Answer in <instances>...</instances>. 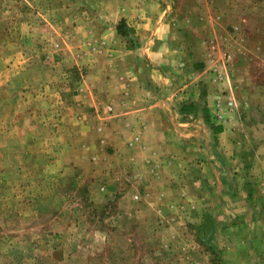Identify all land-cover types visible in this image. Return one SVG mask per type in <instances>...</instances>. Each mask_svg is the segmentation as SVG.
I'll return each mask as SVG.
<instances>
[{"label":"rangeland","instance_id":"374dc122","mask_svg":"<svg viewBox=\"0 0 264 264\" xmlns=\"http://www.w3.org/2000/svg\"><path fill=\"white\" fill-rule=\"evenodd\" d=\"M53 1L0 0V264H264V189L250 191L264 171L254 158L259 146L264 154V0L161 2L185 63L174 83L188 93L180 103L223 123L236 179L225 193L172 198L174 209L166 195L130 191L134 177L104 192L109 178L85 176L93 163L83 162L82 177L71 172L78 146L57 140L71 100L46 91L78 82L83 70L29 65L10 36L39 27ZM38 51L30 54L39 60Z\"/></svg>","mask_w":264,"mask_h":264},{"label":"crops","instance_id":"0c3cea01","mask_svg":"<svg viewBox=\"0 0 264 264\" xmlns=\"http://www.w3.org/2000/svg\"><path fill=\"white\" fill-rule=\"evenodd\" d=\"M162 1L54 0L39 27L29 22L10 36L18 43L15 49L24 53L22 60L31 61L29 65L53 60L65 72L83 70L78 82L57 90L52 85L46 91L62 103L65 96L71 100L57 136L63 148L78 146L76 154L70 155L75 160L68 161L71 172L82 177L83 162L93 163L85 176L98 172L109 178L104 192L122 182V177H134L132 185L126 183L130 191H142L152 199L166 195L174 209L172 198L178 203L189 193H225L236 179H231L232 171L225 166L224 149L230 140L223 138V123L208 121L204 109L193 111L180 103L188 93L185 86L174 83L181 82L176 72L182 73L185 63L180 61L172 24L160 9ZM35 49L39 60L30 54ZM201 67L195 75L204 79ZM262 151L259 146L261 155H254L256 160L264 159ZM80 155L90 156L81 159ZM257 174L258 185L252 183L257 188L251 193L264 189L260 185L264 171Z\"/></svg>","mask_w":264,"mask_h":264},{"label":"trees","instance_id":"16d2710c","mask_svg":"<svg viewBox=\"0 0 264 264\" xmlns=\"http://www.w3.org/2000/svg\"><path fill=\"white\" fill-rule=\"evenodd\" d=\"M118 29H119L120 32H123L124 31V29L122 28V25L121 24L118 25Z\"/></svg>","mask_w":264,"mask_h":264}]
</instances>
